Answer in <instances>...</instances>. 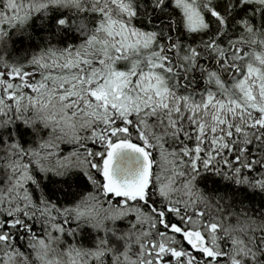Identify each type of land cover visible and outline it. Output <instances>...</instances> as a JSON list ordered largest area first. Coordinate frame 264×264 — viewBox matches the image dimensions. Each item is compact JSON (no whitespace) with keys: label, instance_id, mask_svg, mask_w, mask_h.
<instances>
[{"label":"snow or ice","instance_id":"6c2138e0","mask_svg":"<svg viewBox=\"0 0 264 264\" xmlns=\"http://www.w3.org/2000/svg\"><path fill=\"white\" fill-rule=\"evenodd\" d=\"M0 264H264V0H0Z\"/></svg>","mask_w":264,"mask_h":264}]
</instances>
